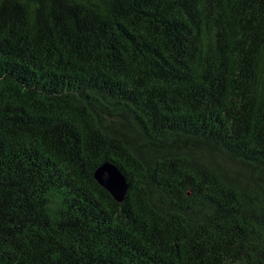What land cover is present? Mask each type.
I'll use <instances>...</instances> for the list:
<instances>
[{
	"label": "trees",
	"instance_id": "obj_1",
	"mask_svg": "<svg viewBox=\"0 0 264 264\" xmlns=\"http://www.w3.org/2000/svg\"><path fill=\"white\" fill-rule=\"evenodd\" d=\"M0 264H264V0H0Z\"/></svg>",
	"mask_w": 264,
	"mask_h": 264
},
{
	"label": "water",
	"instance_id": "obj_2",
	"mask_svg": "<svg viewBox=\"0 0 264 264\" xmlns=\"http://www.w3.org/2000/svg\"><path fill=\"white\" fill-rule=\"evenodd\" d=\"M95 177L117 200L122 201L124 199L128 189V181L118 165L111 161L103 162L96 169Z\"/></svg>",
	"mask_w": 264,
	"mask_h": 264
}]
</instances>
